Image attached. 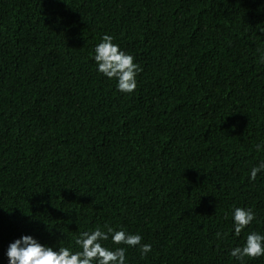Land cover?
I'll return each instance as SVG.
<instances>
[{"label": "trees", "instance_id": "1", "mask_svg": "<svg viewBox=\"0 0 264 264\" xmlns=\"http://www.w3.org/2000/svg\"><path fill=\"white\" fill-rule=\"evenodd\" d=\"M104 33L142 69L132 94L95 70ZM261 48L264 0H0V264L22 233L105 223L152 246L127 264H241L264 233ZM234 207L255 213L239 236Z\"/></svg>", "mask_w": 264, "mask_h": 264}, {"label": "clouds", "instance_id": "2", "mask_svg": "<svg viewBox=\"0 0 264 264\" xmlns=\"http://www.w3.org/2000/svg\"><path fill=\"white\" fill-rule=\"evenodd\" d=\"M257 51L258 62L264 65V48ZM91 59L95 62L98 74L108 80H115L118 92L134 93L138 83L137 76L142 69L134 62L135 58L131 53L114 43L111 34L101 35L93 46ZM255 150L264 152V140L255 145ZM258 173H264V159L258 160L250 169L249 180L254 181ZM231 218L233 232L239 236L252 223L255 213L251 208L234 207ZM142 239L139 233L128 232L122 226L114 227L107 223L80 231L71 246L44 243L32 233H22L8 243L5 256L7 264H127L128 248H137L141 257L152 251V246L142 243ZM230 256L241 264L244 257L264 256V233H247L244 243L233 247Z\"/></svg>", "mask_w": 264, "mask_h": 264}]
</instances>
